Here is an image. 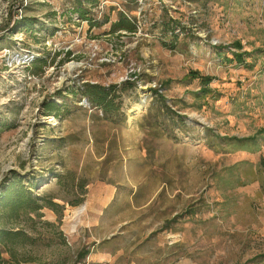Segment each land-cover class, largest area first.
I'll list each match as a JSON object with an SVG mask.
<instances>
[{"label":"rangeland","instance_id":"374dc122","mask_svg":"<svg viewBox=\"0 0 264 264\" xmlns=\"http://www.w3.org/2000/svg\"><path fill=\"white\" fill-rule=\"evenodd\" d=\"M0 18L1 48L38 55L31 80L0 69V194L35 179L59 205L21 218L34 264H264V0H0ZM84 84L125 87L120 111Z\"/></svg>","mask_w":264,"mask_h":264},{"label":"trees","instance_id":"16d2710c","mask_svg":"<svg viewBox=\"0 0 264 264\" xmlns=\"http://www.w3.org/2000/svg\"><path fill=\"white\" fill-rule=\"evenodd\" d=\"M81 6L82 4L78 2L75 11L81 19L85 18L84 20H87V13L81 9ZM125 21L126 18L121 16L120 20L112 26V31L127 30L133 32L134 26ZM89 23L94 27L99 25L98 22H93L92 20ZM179 26L178 23H173L172 26L167 24L164 30L174 35L176 28ZM236 47L239 48V45ZM37 62L38 60L29 69L32 75H35L32 68ZM192 75H194L193 79H195L197 74L192 73ZM200 79L204 86L208 85V78L201 77ZM124 88L120 89L116 85L104 87L98 84H84L81 88V95L87 105L100 110L104 117H109L120 111L121 93ZM159 97L160 105L165 107V100L161 96ZM48 107H50L49 113H52L61 110L62 106L52 103ZM166 109L171 115L176 117L174 112L170 109L168 110V108ZM179 126L180 129H184V122H180ZM242 143L244 146L253 147L255 139L238 141L236 144L240 145ZM260 166L264 167V159L261 160ZM34 181L35 179L31 184L29 183L25 186L21 179L14 178V181L6 185L0 194V264H34L35 260L27 256L26 252L35 245L38 238L33 235L35 230L31 226L22 224L21 218H27L25 221L32 222L33 218L30 216H34V218L41 217L39 211L47 208L56 212L59 208V205L53 202L51 196L33 194L31 190L35 187ZM5 255L7 258H4ZM86 255L87 253H78L76 261L84 259Z\"/></svg>","mask_w":264,"mask_h":264},{"label":"built area","instance_id":"2783aa9c","mask_svg":"<svg viewBox=\"0 0 264 264\" xmlns=\"http://www.w3.org/2000/svg\"><path fill=\"white\" fill-rule=\"evenodd\" d=\"M18 13L21 15V10ZM12 39L14 42V36H12ZM37 56L34 50L28 49L15 55L14 58V45L8 48H0V69L4 70L3 75H7L6 78L11 84L14 83V76L18 80H31L34 77L27 70L37 60Z\"/></svg>","mask_w":264,"mask_h":264},{"label":"bare ground","instance_id":"6f19581e","mask_svg":"<svg viewBox=\"0 0 264 264\" xmlns=\"http://www.w3.org/2000/svg\"><path fill=\"white\" fill-rule=\"evenodd\" d=\"M71 65V64H70ZM69 65V66H70ZM5 76H7L6 74H5ZM141 110H142V107L141 106H137L133 111H132V113L133 114H138V113H140L141 112Z\"/></svg>","mask_w":264,"mask_h":264},{"label":"crops","instance_id":"0c3cea01","mask_svg":"<svg viewBox=\"0 0 264 264\" xmlns=\"http://www.w3.org/2000/svg\"><path fill=\"white\" fill-rule=\"evenodd\" d=\"M6 36H7V37H10V38H6V39H8V40L10 39V41L13 42V39H12L13 34H11V35H8V34H7ZM0 45H2V44L0 43Z\"/></svg>","mask_w":264,"mask_h":264}]
</instances>
